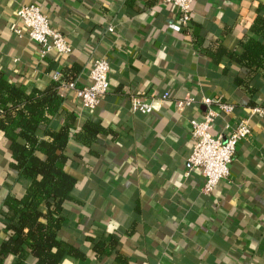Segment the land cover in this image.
I'll list each match as a JSON object with an SVG mask.
<instances>
[{
    "label": "crops",
    "instance_id": "obj_1",
    "mask_svg": "<svg viewBox=\"0 0 264 264\" xmlns=\"http://www.w3.org/2000/svg\"><path fill=\"white\" fill-rule=\"evenodd\" d=\"M33 3L63 34L69 55L40 57L16 17L18 7ZM258 12L264 15V0H193L189 27L172 32L175 10L165 0H0V74L12 83L42 90L76 63L81 87L90 83L93 59L110 65L109 91L93 110L59 87L63 109L78 124L101 120L112 132L93 147L96 156L85 153L84 162L71 165L78 179L74 197L84 205L66 207L59 238L85 257L66 256L60 264H118L114 257L96 259L88 234L117 238L128 264H264V85L259 82L258 105L246 106L247 98L222 74L224 68L236 71L228 59L215 64L195 49L196 41L206 47L218 40L241 51L239 41ZM163 92L169 98L161 101ZM190 95L225 98L235 107L216 121L215 132L262 110L251 116V133L236 146L229 177L210 195L188 164L189 121L199 120L205 107L182 114L174 107ZM133 99L152 100L153 111H133ZM81 147L72 140L68 152L84 153ZM10 162L9 142L0 135V208L8 194L21 197L28 184ZM6 236L0 218V244ZM15 260L8 255L3 264ZM23 264L34 260L27 256Z\"/></svg>",
    "mask_w": 264,
    "mask_h": 264
},
{
    "label": "trees",
    "instance_id": "obj_2",
    "mask_svg": "<svg viewBox=\"0 0 264 264\" xmlns=\"http://www.w3.org/2000/svg\"><path fill=\"white\" fill-rule=\"evenodd\" d=\"M239 47L241 51L229 50L218 40H211L206 47L195 42V49L213 63L228 59L236 71L224 68L222 74L231 78L232 86L247 98L245 105L255 107L259 82L264 85V15L260 12ZM80 70L76 63L63 68L60 80L42 90L12 83L0 74V135L9 142V167L17 179L28 182L21 197L8 194L0 208L7 232L0 244V264L8 255L16 258L14 264H23L27 256L34 264H60L66 256L85 257L81 250L59 238L66 207L84 205L74 197L78 179L71 165L78 160L84 162L85 153L96 156L93 147L112 132L101 120L78 124L74 113L63 109L60 84L75 81ZM72 140L84 153L68 152ZM86 241L92 245L96 259L114 257L118 264H128L117 238L107 241L88 234Z\"/></svg>",
    "mask_w": 264,
    "mask_h": 264
},
{
    "label": "built area",
    "instance_id": "obj_3",
    "mask_svg": "<svg viewBox=\"0 0 264 264\" xmlns=\"http://www.w3.org/2000/svg\"><path fill=\"white\" fill-rule=\"evenodd\" d=\"M165 3L175 10V17L172 22H169L168 28L172 32L187 29L192 19L193 0H165ZM16 17L26 30L28 39L37 46L42 59L51 53L59 56L70 54L71 46L62 33L50 26L48 18L42 13L38 4L21 5L16 10ZM113 31V26L107 28L108 33ZM109 69L107 59L95 58L89 71V84L80 87L75 80L69 83L62 82L60 86L63 84L70 90L82 108L93 110L109 91ZM59 77L58 74L54 75L56 81L60 80ZM168 98V92H163L159 96L161 101ZM151 101L133 99L132 110L140 114H149L153 111ZM197 105L204 106L205 110L199 120L190 119L189 121V136L192 143L188 158L189 172L192 170L200 172L204 178L202 192L204 195H210L222 180L229 177L230 164L236 152V146L250 135L251 116L262 114V110L254 108L249 116L236 120L233 125L225 124L223 131L215 132L216 121L223 115L233 114L235 107L224 102L220 97H205L198 100L192 95L176 100L174 103L175 110L179 114Z\"/></svg>",
    "mask_w": 264,
    "mask_h": 264
}]
</instances>
